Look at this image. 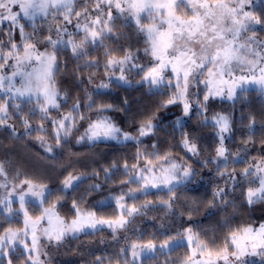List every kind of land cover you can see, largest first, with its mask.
<instances>
[{
	"label": "snow or ice",
	"instance_id": "1",
	"mask_svg": "<svg viewBox=\"0 0 264 264\" xmlns=\"http://www.w3.org/2000/svg\"><path fill=\"white\" fill-rule=\"evenodd\" d=\"M129 88L151 105L111 99ZM253 93L264 0H0V264H264V221L235 219L264 206ZM22 141L43 171L13 158Z\"/></svg>",
	"mask_w": 264,
	"mask_h": 264
},
{
	"label": "trees",
	"instance_id": "2",
	"mask_svg": "<svg viewBox=\"0 0 264 264\" xmlns=\"http://www.w3.org/2000/svg\"><path fill=\"white\" fill-rule=\"evenodd\" d=\"M67 80V78H66ZM124 96H128V98L132 101L133 104V111H135L137 106H150L152 103V100L148 97V96H144L142 95L140 92L134 91L133 89L129 88L127 91H113L111 93V99L116 102L119 103L120 102V98L124 97ZM249 104H251V106L256 109L259 110L261 109V107H264V99L258 97L255 95V93H253L252 97L250 98V100L247 102ZM223 107L222 104L218 103V102H214V109L215 110H220V108ZM237 107L239 108V105H237ZM116 115V118L118 120L123 119V117L120 114H114ZM172 118H174V113H169L166 117V120H171ZM240 133L239 131H237L236 136L239 137ZM160 137L162 140L167 139L166 134L165 133H160ZM0 142L4 143L5 145H11V141L5 139L4 137L0 136ZM210 143V140L208 141ZM129 149H123L121 148L120 151H128ZM72 148L74 151H78V152H82V153H87V149L81 148L78 145H75L74 143L72 144ZM95 151L101 152L103 154L102 157H98V161L100 163H103L104 160L106 158H110L114 149H104L103 147H101L100 149H96ZM19 152L20 153V159L22 162H26L29 165H35L36 167H38L41 171H43V169L47 166L46 162L43 160H40L38 158L39 154L40 156L44 155L43 150L34 142H25L22 141L21 144L19 146H17L14 151H13V158L15 159V153ZM58 158L62 159L64 157V153H62L60 150H58L57 152ZM215 180V177L213 176L212 173L205 171L203 178L199 181V183L192 188L189 192H188V197H208L210 195V190L212 187V183ZM53 181H55V175H53ZM107 193H103V194H99L96 196V199H100L102 198L103 195H106ZM75 195V194H72ZM71 199V196H69V201ZM65 210H67V202H66V207ZM241 218H247L250 219L252 221L255 222H261L264 221V206H256L255 208L251 209V210H247L244 211L242 213H239L235 219L238 221ZM216 219V216H210V215H205L204 213H201L197 219H196V223L204 226V227H209L210 224H212L214 222V220ZM152 222L151 221H144L140 227L147 229L148 231H152ZM78 264V263H76ZM80 264V263H79Z\"/></svg>",
	"mask_w": 264,
	"mask_h": 264
},
{
	"label": "rangeland",
	"instance_id": "3",
	"mask_svg": "<svg viewBox=\"0 0 264 264\" xmlns=\"http://www.w3.org/2000/svg\"><path fill=\"white\" fill-rule=\"evenodd\" d=\"M221 104V102L216 101ZM101 248L103 246H100ZM80 257L79 256H74L71 253H68L67 255L61 253L57 256H55V264H76L80 263Z\"/></svg>",
	"mask_w": 264,
	"mask_h": 264
}]
</instances>
